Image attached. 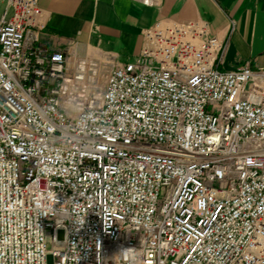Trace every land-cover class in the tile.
<instances>
[{"label": "built area", "instance_id": "1", "mask_svg": "<svg viewBox=\"0 0 264 264\" xmlns=\"http://www.w3.org/2000/svg\"><path fill=\"white\" fill-rule=\"evenodd\" d=\"M0 1V264H264V67L156 23L80 105L39 0Z\"/></svg>", "mask_w": 264, "mask_h": 264}, {"label": "crops", "instance_id": "2", "mask_svg": "<svg viewBox=\"0 0 264 264\" xmlns=\"http://www.w3.org/2000/svg\"><path fill=\"white\" fill-rule=\"evenodd\" d=\"M38 42L109 70L139 54L144 31L156 23L203 20L226 43L221 70L264 67V0H39ZM4 2L0 1V11ZM71 63V62H70Z\"/></svg>", "mask_w": 264, "mask_h": 264}, {"label": "rangeland", "instance_id": "3", "mask_svg": "<svg viewBox=\"0 0 264 264\" xmlns=\"http://www.w3.org/2000/svg\"><path fill=\"white\" fill-rule=\"evenodd\" d=\"M70 62L69 74L71 76L81 75L83 77L79 85H75V87L81 86L83 90H80L81 88L78 87L79 89H74L72 91L73 96L76 98L75 102L80 105L94 103L102 91L109 69L98 66L95 61L90 58L79 59L73 57ZM74 106H71L69 110L72 112L76 111ZM57 238L59 240L65 238V231L63 229L57 231Z\"/></svg>", "mask_w": 264, "mask_h": 264}, {"label": "bare ground", "instance_id": "4", "mask_svg": "<svg viewBox=\"0 0 264 264\" xmlns=\"http://www.w3.org/2000/svg\"><path fill=\"white\" fill-rule=\"evenodd\" d=\"M84 68V67H83ZM84 70V69H83Z\"/></svg>", "mask_w": 264, "mask_h": 264}]
</instances>
